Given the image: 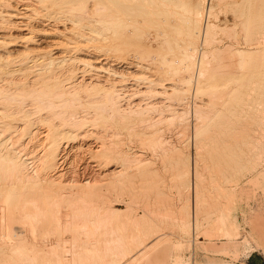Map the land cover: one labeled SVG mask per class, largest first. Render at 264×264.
<instances>
[{"label":"rangeland","instance_id":"obj_1","mask_svg":"<svg viewBox=\"0 0 264 264\" xmlns=\"http://www.w3.org/2000/svg\"><path fill=\"white\" fill-rule=\"evenodd\" d=\"M34 1H37V2H34ZM80 1L82 2V0H63V1L62 0H32L31 2L32 3L34 2L33 5H35L36 9L40 8L39 10L43 9L45 11L48 9L47 10L48 12L46 11L47 13H43V16L41 15L42 18L41 17L38 18L39 14L38 15H34L33 14L32 15L33 18L30 20V23L32 25L34 24L33 26H34L35 29L39 26L37 28V31H39V28H41V29H43V28L46 29L47 28V32L50 33L48 30H49V28L51 26L47 24L48 21H46V19H51L50 16H54V17L56 16L55 18H58V19H56V20L52 19V20L55 23L59 22L58 23V24H60L59 27L62 29V31L64 30L66 32L63 31V33H61L59 35L57 34L53 38H56V36H57V39H59V40L67 39L68 42H70V40H72L73 43H77V40L79 41V38H80L81 41H79V42L82 43V41H83V43H85L88 46H92V44L96 45L95 42L101 44L100 42L102 41L103 37L101 38V36H99L97 34H96V36H97L96 37L94 35L93 30H96L97 32H100V33H103V31H104L103 23H104L106 17H104L105 13H103V12L105 11V9L101 8V9H103V12H102V10H100V12H99L96 9H100L101 4H103V3L105 4V2L107 0H105V1L100 0L101 2L99 0H92L93 2L92 1L88 2V0H84L86 2L85 3L82 2L83 3L82 6L87 8V11H86V9H84V11H83L82 8H84V7L80 8L81 7ZM96 1H98V2H96ZM182 1H183L182 4H184V5H187V4L189 5V4L195 2L197 7H198V9L205 10V15H204V18H203L204 26L206 25L205 22L212 23V24H214V26H217V27H214V26L213 27L216 28L214 30H215V33L218 34V36L215 34V37H213L211 40H209L208 43H204V42L202 43V41L204 40V38H203L204 35H202L201 39L202 38L203 39L198 43L197 48H196L197 49L196 50V55L198 56V62L201 59V56L203 55L202 53H204L203 50L204 51L206 50V52H208L209 49L211 48L210 50H212V51H209L210 52V54H209L210 56L212 55V52H215V51L220 53V54L222 53V57H224L222 59L223 60L222 62H225L224 65L226 63H230V64H228V66L233 68V66H231V65L235 64L234 66H238V67L234 68V71H232L231 69H229L230 67H228L226 65V67H224L222 70H224L225 68L227 70L225 69V72L224 71H220L219 72V70H221V69L218 70L217 67H216L218 61H215L214 58L211 59V57L209 56L211 61H209L210 60L209 59L208 62L211 63L212 60H213V61H215V64L212 62V64L210 65L208 62H206L207 59L204 60L203 62H206V65L208 63L209 66L208 65L206 66L205 63L202 66L200 65V62H199V64L197 63L194 66L193 72L194 71L195 72L192 74V76H193L192 78L193 79H192V81L190 83L189 82H184L183 80L178 79L176 84L179 83L177 86L180 87V88L182 87V90H179V91L178 90L177 91L176 90H167V91L164 90V93H163L162 92L163 90L161 91V90L158 89L159 91H161L163 93L162 94V93L159 92L161 95H158L159 94V93H157L158 90H154V92H152L153 90H147L146 87H144L147 84H146V82L143 79H140L142 82L144 81L143 84H142L141 81H139V78H141V76H143L142 73H144V72L147 73L148 72V70L146 69L145 65H144L145 66L144 69H142L141 71L140 70L136 71L137 73L134 70L131 71L128 68H122L123 71L124 70L126 71V72L125 71L123 72L124 73L123 75H122V69L118 68L117 70H118L119 74L121 73L120 75H122L123 77L125 75V79L127 78L126 81L119 74L118 75L116 74L117 76L114 74L116 77L113 76L114 78H112V76H111V80H110L109 79L110 77L108 78V76H107L108 73H104L103 71L100 73V76H98V78L96 77L97 75H95V76L86 75L85 78L87 80L91 79V78H87V77L91 76V77H93V79L95 78L94 81L96 83H100V82L103 83L101 85H104V84L108 85L109 82L107 84H106V82L109 79V81H113L114 80L113 82H117L118 84H116V85L119 86V89H121V86H123L121 90H123V91L125 90V91L123 92L124 94L121 93L122 91H120V94L122 95V96L120 95V97H123L125 94L127 96L125 95V98L124 97L120 98V106H122V110H123L122 113L123 114L129 113L127 115H129V117H130V114H131L132 116L130 117V120H129V118H126L120 124H116L115 126L114 125H112V126L109 125V126H111V128H109L110 133H109V131H107L108 129L106 130V128H108V125H107V127L105 125H103V126L102 125H98L99 127L98 126H92V125L90 126V125H88L89 126V127H87L88 129H86L87 125L84 126L85 128L84 127L83 128L85 129V131L83 133H85L87 135L86 139L85 140L84 139H79L77 141L78 143L77 142H72V146L75 145L76 148H78V149L74 148L76 151L79 150V147H81L80 146V142H81V144L83 143L82 145H84L86 147L83 148L85 150L80 149L79 152L73 151L74 149L72 150V152H70V156L71 157L69 156L68 162L71 161L70 160V158H71V159H73L72 160L73 163L71 161V162H69L70 164L68 163L69 165L68 164L66 165L67 173L69 171L67 179L73 180L74 176H76V174H78V175L80 174L79 176L77 175L76 177L77 178L79 177L81 179L88 178V177L89 178H93V177H97L96 174L98 175L100 172H102L103 167H102V163H101V158L96 155L95 151L100 147L99 145H102V142H103V140L105 138H106V140L110 139L109 135L111 134L110 135L111 136L110 140H112L113 142H115V143H117L119 145L121 151H123V153L125 155V158H126V160H124V163H123L122 160L120 161V162H122L121 164H123V165L125 164L124 166L126 167L125 169L123 168V174H124L125 177L123 175H121V177L123 176L122 180H124V182H125V180H127V176L129 177V179H128V181H126L127 182L126 184L125 183L123 184L121 182L122 183L121 184L122 187H121V185L119 186V184L118 185L117 184L111 185L109 188L108 187H103V188L99 187L100 185L98 186V184L95 185V187L96 186L98 187V188L96 187V189H98L99 192L101 191V192L104 193V194L103 193L102 194L104 195V197H106V199H107V201L109 203L106 200H105L106 202H103L100 199H95L96 198L95 197L92 201L89 200V202H83L80 205L83 208V212L85 213V216L87 215L86 217H84L85 220H87L88 222L90 221L89 223L91 224L89 226V223L86 222V224L88 223V226H89V227H87L88 231L86 229L87 232H89V230H90V232H92V230L94 232V230H95L94 228H96L97 224H98V222H97V219H98L97 217L98 216H96L97 219H94L95 218L94 215H92L94 217H91V216L89 217L88 215L89 214H95V213H98V212H100L102 214L104 209H101V208H103L106 205L105 207H108L109 209H110V207L111 208L114 207L116 210H119L120 212H125L126 211L128 213L129 217L128 216L127 217L129 219L128 218L126 219V217L125 218L123 217L124 219H121V220H123V223H126V224H128L130 226L128 228V231H126V232L122 231L121 232L122 233L121 234L122 235L121 238L117 237L118 239H120L119 242L124 241V243H125V240H127L126 243H125L127 245V242L130 243V241L135 240L134 243H136L137 238H139V237L140 238L138 239V241L139 240L143 241V238L144 237L146 238V236L143 235V233L141 235L140 231L142 230L141 228H145V226L148 227L149 234L153 233L151 235L148 234L149 235V236H147L148 239L145 240V242H142V244L138 243V244L134 245L133 248H131L133 250L130 249L131 251H129V253L127 254L126 259L128 260V262H124V261H126V259H124L122 262H124L126 264L127 263L128 264H138L137 260L138 259L140 260V259H143V258H145V261H146L147 260L146 257L148 255L147 252H149L148 250H150L151 247L157 243V240H158V242L160 240V242L161 241L162 242L165 241V242L162 243V246L164 248H168V250H169V252H168L170 254L169 255V258H170L169 264H264V241H263L264 240L263 239L264 238V165H263L264 164V162H263L264 159L262 160L261 164L254 165V166H252V164H251V160H253L252 158H254L255 150H256L255 149L252 152V148L254 149L256 146H258L257 144H259V146L264 145V138L262 136V134L264 135V132H263L264 129H261L264 126V125H261V123L264 124V117H263V115H264V109H263L264 108L263 107L264 104L261 105L263 108H261V106L259 107V105L261 104L262 101L264 103V94H263L264 93L263 92L264 91V89H263L264 88V85H263L264 83H262V82H264V80H263L264 79V74H263L264 73V70H263L264 66H262L263 67L262 68V67H260L261 65L260 66L256 65V63L260 62L258 60L261 59L260 57H262V56L259 57V55H262V53L258 54V55L256 53H251V52L254 51V49L258 48L259 46H261L260 47L261 49L264 48V42H262V40L264 39V34H263L264 33V31H263L264 30V26L261 27V25L264 24V19H263L264 18V14L262 13V16H261L263 20H260V21H262V22H260V21L257 22L258 20H255L256 17H257V14H255V13H257V4H258L259 0L258 1L257 0L256 1L255 0H253V1L249 0V2H248V0H227V3H226V0H225V2L224 1H220V2H218V4H216L218 0L217 1L215 0V2H214V0H204L205 2H203V0H188V1L187 0L186 1L182 0ZM228 1H230V2H228ZM243 1L245 2V4H243ZM209 2H211V3H209ZM251 2L253 3L252 5H251ZM93 3L95 4V7H94L95 9L93 8V5H94ZM203 3L205 5V7H204V5L202 6ZM219 3L221 5H223L224 7L223 6H219L220 5ZM237 3L240 4L241 6H239V5L237 6ZM261 3H264V0ZM65 4L68 7V11L66 10L67 7H65ZM242 4L244 5V8H243ZM247 4H248V6H247ZM52 5H54V7ZM78 6H80V7H78ZM207 6H210V7L206 9ZM234 6H236V7H234ZM263 6H264V4H262V7ZM77 7H78L79 10L77 9ZM202 7H204V8H202ZM225 7H228V8H225ZM246 7H248L249 9H247ZM18 8L19 9L22 8L21 7V3L18 4ZM53 8H54V10H53ZM224 8L226 9V11H229V12H225ZM240 8L242 10L244 9L242 11V14H240L241 13L240 12L241 11ZM58 9L61 10V11H59ZM65 10L68 12V14H67V12ZM71 10H73V14H72ZM212 10H214V13L216 12L217 15L221 12L219 14L220 17L218 15L217 18H216V14L214 15ZM218 10H219V12H218ZM254 10L256 11L255 13H253ZM262 10H264V8ZM63 11H65L64 12V13H66L65 15L62 13ZM85 11L89 12V13L88 14L84 13ZM207 11L208 12L210 11L213 15L211 14V16H208ZM246 11H248V12L246 13ZM76 12H82V13H84L85 16L82 13H76ZM97 12H99L98 13L99 15H101L102 13L104 15L103 14H102V16L94 15V13L97 14ZM222 12H225V13H222ZM34 13L36 14V12H34ZM60 13H62L63 15L60 14ZM70 14L72 15V19H70L71 18ZM76 14H78V15L74 16ZM246 14H248L247 16L249 18H245V17H247ZM58 15H60V16H58ZM66 15H67V17H68V15H70V17L67 18ZM88 15H89L90 18L92 17L91 20L88 17ZM206 15L209 17V19L207 17L208 20H206ZM226 15H228V16L225 17ZM253 15H255L254 16V20H255L254 24L257 25V23H261L260 24V28H257L258 26L255 27L256 25H253V27H255V28H251L250 27V23H248L250 21L247 20L248 22H246V19H250V17L253 20V18H252ZM63 16H65V17H63ZM82 16H84V17H82ZM73 17L74 18L77 17L76 20L77 19L80 20V18L83 19V20H80V21L77 20L76 21L75 19H73ZM85 17H86V20H85ZM98 17H99V19H98ZM101 17H104V18L101 19ZM237 17H239V19H242V17H243V19H245V20L242 19V21L243 22L245 21L246 22L245 25H247V26L249 24V27L246 28V26H245L244 28H242V26H243L242 23L243 22L241 20L237 19ZM66 19H68V20H66ZM97 19L99 20L100 24H99ZM226 19L228 20V22H227ZM229 19H230V21H229ZM63 20H65V22ZM225 20H226V23H224ZM70 21H72V22H70ZM240 21L242 22L241 23L242 25L241 24L239 25ZM68 22H70V23H68ZM229 22H230V24H228ZM50 23L52 25V22H50ZM62 23H64L63 24L64 27H63ZM41 24H42V26L45 25V27L42 28ZM75 24H76V26H75ZM79 25H80V27H79ZM237 25H238V27H237ZM65 26H67V27H65ZM72 26H74V27H72ZM218 26L220 28H218ZM227 26H228V30H230V32L227 30V32L223 31V33H220V31H221L220 29L223 30V29H225V27L227 29ZM233 26L236 27V30H235L236 33L235 32L233 33V30H234ZM221 27H223V28H221ZM231 27H232V30H231ZM67 28H70L73 31L77 30L76 31L77 33L73 32V31H71L69 29L67 30ZM180 28L181 27L176 28V30L178 31L176 33L177 34V36H176L177 40L174 38L175 41L173 43V47L177 48V49L180 48L182 42L184 41L183 40L184 37L180 36V33H182V32H179L181 29L183 30V27L181 29ZM256 28H257V30L258 29L261 30V28H262L263 30H261V31H263V32H260L258 30V33H257ZM61 29H60V31H61ZM100 29L102 30V32H101ZM129 29H128V31H129ZM131 29L127 33L126 40H128L129 37L131 38V39L129 38L130 40L128 41L129 45H130V42H131V46L136 45V47L133 46V48L135 50L137 49L136 52H137V55L139 56L138 58L139 59H143L142 62L145 63V61H146V63H147L148 62L147 58L149 57L147 54H149V53L146 50L148 48V45H149L150 49L152 48L150 43H152V44L154 43L153 40L157 37L156 31H155V29L148 28L149 30L150 29H152V30L150 31V35H147V34H149V30L148 29H145L143 31H140V29H139V31L141 33L139 32L138 34H137V31H136L137 28H135L136 32L134 31V29L131 32ZM246 29L250 30V34H249V31L246 30ZM5 30H7V31H5ZM5 30H3V31L0 30V35H6V37L9 38V39L5 40V42H4V43H6L5 45H8L7 42L10 41V43H11V40H14V39L17 41L18 45L16 44L15 47H11V45H8L6 48H4V46H5L4 45L3 49L2 50L0 49V53H1L2 61H3V62L0 61V63H5L6 60H4V58L5 59L7 58V61L10 59V63L8 65L11 64L9 67L7 66V68L11 70L7 74V76H10V77H9V79L7 81H6V79L4 80L3 78H0V83H1L0 86L2 84H4L5 82L9 83L8 81L11 79V82L13 83V84H11V88L12 89L17 88L15 86L17 84L16 82H18V81H16V78L18 77L17 74L18 73L20 74V72H21L22 74L21 75L18 74L19 75V77H18L19 79H17V80L20 81V83L24 82L22 80L25 79V82L27 80L29 81L28 89H30L32 87L34 88L35 86L38 88V86H39L38 84H41V83H31L34 80V77H31L32 76L31 72H33V75H36V72L38 74L39 73L43 74V72H45V67H43L41 65L44 68L43 69L42 67H40V65H37L39 67V69L36 66L37 69L34 67L35 69L31 68L32 69V71H31L30 68L29 69L27 68V70H26L25 65L21 66V64H23L22 63V60H23L22 57H24V52L26 54L28 53V50L26 51L25 49L30 48V46H32L31 50L34 49V48L36 49L37 45L36 44H30V43L28 45L25 42V39L23 38V36L26 35L25 34L26 32H22L20 35H22V34L23 35L19 36L20 32H18L17 30L10 29V28L5 29ZM9 30H12V31L9 32ZM83 30H84V32H83ZM98 30H100V31H98ZM218 30H220V31H218ZM245 30H246V33H248V34L245 33ZM252 30H256V31L254 32ZM34 31L37 32L36 30H34ZM154 31H155V33H151V32H154ZM71 32H73V33H71ZM133 32H135L137 36H134L135 34L133 35ZM231 32H232V35L234 34L236 36L235 40L233 38L234 35L232 37L231 34H230V37H228L229 33H231ZM259 32H260V34H259ZM78 33H80V34L78 35ZM144 33H145V35H144ZM261 33H262V35H261ZM13 34H14L15 37H13ZM64 34L66 36H68V37H66ZM128 34L132 35V37L130 35H128ZM153 34H154V36L151 37ZM183 34H184V32H183ZM183 34H181V35H183ZM84 35H86V36H84ZM138 35H140V38H139ZM245 35H248V36H245ZM39 36H38V38L39 39L41 38L40 40L44 39L43 40L44 42L46 40L45 43L44 42L40 43L41 44L40 48L41 49H42V47H43V49L48 48L46 46V44L48 46L51 45L50 42H49L51 38L50 37H46V36H40V37ZM91 36H92V38H91ZM93 36H95V38H93ZM142 36H143V38H142ZM219 36H220V41H222L221 44H220V41L217 39V37L219 38ZM137 37H138V41H137L138 43H136V41H135V40H137ZM179 37H181V38H179ZM182 37H183V39H182ZM245 37H247V40L245 39ZM261 37H263V39ZM62 38H64V39H62ZM151 38H153V40ZM93 39H96V40H93ZM132 39L133 40L135 39L134 42H133ZM146 39H149V41L146 40ZM258 39L261 42L258 43L257 42ZM47 40H49V41H47ZM91 40H92V43H91ZM98 40H100V41L98 42ZM145 40H146V42H145ZM180 40H182V41H180ZM217 40L219 41V43L217 42ZM72 41H71V43H72ZM140 41H141V43H140ZM142 41L145 42L146 46H145L144 42L142 43ZM147 41H148V44H147ZM22 42H24L25 44L22 43ZM175 42H176V44H175ZM132 43H134V44L132 45ZM201 43L204 44L203 45L204 47H202ZM230 43H233V44H235L237 46L234 45L235 46L234 47L233 44H230ZM26 44L29 47L28 46H26L27 48L24 47ZM177 44H179V45H177ZM228 44H229V46H228ZM251 44H253V45H251ZM258 44H259V46L257 47L256 45H258ZM230 45H232V47H234L237 50L240 48L239 50H241V51H242V49H243V51L248 49V51H247L248 53H245V52L244 53H245V56L253 55L252 59H249V57H245V59L247 58L246 61L249 59L248 60V64H250V66H248V64H243L244 63V61H243V63L241 62V69L239 68L240 67V63H238V62L242 61V59L244 58L243 56H241L242 57V59H241V57L239 56L240 54L234 55L235 56L234 58H238L237 56H239V58H240V59L238 58V60H240V61H237V59H235L238 64L237 63H233V62H235V60H233L234 59L233 56L231 57L230 55L235 54L236 51H235L234 48L230 47ZM137 46L138 47L141 46V47L138 48ZM220 46L221 47L223 46L222 49H221ZM224 47L226 48L227 54L225 52H223V51H225ZM227 47L228 48L230 47L235 52L233 53V51L231 49H228ZM205 48H208V49H205ZM4 49H6V50H4ZM22 49L25 50V51H23ZM251 49H252V51H251ZM21 50H22V52H20V54H19L18 51H21ZM63 50H65V49H63ZM141 50L143 51L142 52L143 54H140ZM228 50H229V52L230 51L232 52L229 55H228V53H229ZM1 51H3V52H1ZM7 51H12V52L14 51V53L17 51L18 52L17 53L18 56L16 54L12 53V52L9 53ZM88 51H90V50H88ZM144 51H145L146 55H145ZM263 51H264V49H263ZM177 52H178V50H177ZM2 53L5 54L4 57H3ZM7 53L9 54L10 58H9V56L6 57ZM90 53H92V51H90ZM134 53H135V51H134ZM218 53H217V55H219ZM236 53H238V52H236ZM70 54L71 53H69L68 55H70ZM200 54H201V56H200ZM140 55H143V56H140ZM217 55H215V56H217ZM11 56L13 57L14 63H15V61L16 62H20V63L12 64L13 61L11 62V60H12ZM30 56H33V54H30ZM72 56H77V55L75 53H72ZM227 56H228V58H227ZM18 57L21 60H17ZM212 57H213V55H212ZM229 57H231V59L233 61H231V59L229 60ZM263 58H262L263 63H261V64H264V59ZM144 59H146V60H144ZM224 59H225V61H224ZM231 62H232V64H231ZM65 63H67V62H65ZM65 63H64L65 68L68 67L69 69L68 68H66V69L64 68L62 72L67 73L69 75V78H70V75H71L70 73L71 72H65V70L69 71L71 65L70 66L69 65L66 66L67 64H65ZM56 64L59 66V70L61 68L60 66H63V63L60 65V63L58 64V62H56V63H54L52 65V68H53L52 71L54 70L53 72H55V74L59 73V74H57V76L59 75L58 77H59L60 80L64 79V77H65V81H66L67 80L66 77L68 75L66 74V76H65V74L64 75L61 74L62 72L56 69V66H57ZM78 64L76 65V68L74 67L75 68L74 69L75 70V74L71 75L72 76L71 79L72 78H75V79H72V80L68 79L66 82L61 80L64 85H66V83H67L66 87L68 86L69 83H71V81L74 82V81H77L78 79H79L78 81H80L81 69L78 70L77 67L82 68V66H80V64L78 66ZM253 64H255L257 67L255 65H253ZM12 65H14V66L17 65V66H15V67L13 66V69H12V67H11ZM54 65H56V66H54ZM243 65H244V67H243ZM58 66H57V68H58ZM212 66L214 68L216 67L217 70L215 71V69ZM20 67L22 69L20 70V72L16 73L17 71H19L18 68H20ZM210 67H212V69H214L213 72H215V73L208 72L209 69L212 71V69ZM255 67H256V71L259 70V71H257V73H256L255 70H254L255 72L252 70ZM15 68H17V69L14 70ZM71 68H72V66H71ZM202 68L203 69L205 68L204 72L207 69L208 74L210 73L212 76L210 74L208 75L205 72L202 75L203 77H200V78L201 79L202 78L203 79L206 78V79L205 80H203V79L199 80V73H200V70H202ZM243 68H245V69H243ZM258 68H261V69H258ZM55 69L57 71H59V72L55 71ZM246 69L247 70L251 69L253 71V72L250 71L251 74L254 73L252 75H254L255 77L258 76V77H256L254 79L251 76L250 72H249L250 76L248 78L249 80L248 79L247 80L250 81V83L249 82L248 83L250 84L251 87H253L254 90L251 89V87L248 86V83H246L247 82L246 81V76L248 74ZM28 70L30 71V74H29ZM40 70H44V71H40ZM61 70H62V68H61ZM74 70H73V73H74ZM76 70H77V72H76ZM129 70H130V74L132 76L129 75V73H128ZM228 70H230L231 72H234V74H231V72L228 71ZM236 70H239L238 71L239 74L235 73ZM243 70L244 71L246 70L245 71L246 73ZM260 70H261V73H260ZM79 71H80V73H79ZM226 71H228V73L230 72V74H228ZM262 71H263V73H262ZM131 72L133 74L140 75V76H138L137 80L139 82H141V84L136 79H134V77L136 75H133ZM217 72H219L220 75ZM15 73H16V76H15ZM225 73H227L226 74L227 77L225 76ZM23 74H24V78L22 77ZM60 74H61V77H63V78L60 77ZM105 74H106V76H105ZM26 75L28 77L30 75L31 76L28 78ZM196 75H197V77H196ZM119 76H120V80L122 78L124 79V81H123V79L121 80V82H123L122 84H121L120 81H118L119 80ZM238 76H239V78H238ZM25 77H27L28 79L25 78ZM129 77H130V80H129ZM132 78L135 81L138 82V85L140 84V85H143V86L139 85V87H138L137 82H135ZM135 78H137V77H135ZM236 78H237V80H236ZM250 78H251V80H250ZM257 78H259V81L257 80V82H256L258 84L255 83ZM101 79L102 80L105 79V80L102 82ZM1 80H3V81H1ZM211 80L213 82H211ZM68 81H70V82H68ZM244 81H246V82H244ZM251 82L254 83L253 86H252ZM196 83L200 87H202L203 84H204V86L207 89H210L211 91L214 90L215 94L213 93V91H212V93H210L211 92L210 90H209L210 92L208 91L209 93H207V89L206 88H200V87L196 86ZM241 83H243V85H240ZM134 84H136V85L134 86ZM199 84H201L202 86L199 85ZM125 85L129 89H126L124 87ZM188 85L189 86L192 85V87L190 86L191 89H188L189 88ZM245 85H246V87L248 86L247 90H245L246 89ZM254 85H256L255 86L256 89H255ZM130 86H132V87H130ZM183 86H184L185 89H183ZM133 87L136 90H133ZM136 87H138L139 89L136 88ZM195 87H197V88H195ZM220 87H223V88L226 87L227 89L228 88L229 89L228 90L227 89L223 90V88L221 89ZM237 87H238V89L236 90ZM8 88L10 90H12L10 88V86ZM141 88H142V91H141ZM10 90L6 91V88H5L4 91H6L7 94L4 91H3L4 93L0 91L1 92L0 93L1 94L0 95L1 96L0 97V121L1 122L3 120L5 121V122L3 121L2 124H6V122L7 123L10 122L9 124H12V125L15 124V126H17L19 121L16 124V122L13 123V121H15V120L11 119V118H14L16 120L18 119L17 118L18 115L15 114L16 116H14V117L12 116L14 114V112H16V110L18 108L17 106H20V105H22L25 102H27L25 104H29V102H31L30 100H32V98L35 99L36 97H38L40 95L39 93L42 92L43 90H41V91L40 90H37V91L35 90L38 93V95H37V93L34 92V90L32 89L33 93H36V94L34 96L33 95L30 96L32 98L29 97V94L27 95V97L25 96L29 100V102H28V100L25 97H24L23 101H25V99H26V101L25 102L21 101L22 100L21 95H19L21 98L19 96H18L19 98H15V96L12 97L11 95H12L14 90H12V91H10ZM127 90L131 91V92H128ZM143 90H146V92L143 91ZM8 91L11 92L10 93L11 95H9ZM15 91H16V89H15ZM49 91H45L46 94H48ZM70 91H72V90H70ZM70 91H68V92L71 93V94H68V92L66 94L67 95H72L74 93L73 91L72 92H70ZM126 91H127V93H126ZM140 91L142 93H140ZM147 91H149V93ZM155 91H157V92H155ZM238 91L240 92V94H238L239 93ZM18 92H20V91L17 89V94H19ZM181 92H182V94L183 93L185 94L183 96L184 98L181 97V96L178 97L181 94ZM14 93H13V95H15ZM166 93H168L169 95L166 94ZM202 93H203V95H202ZM249 93H250V96H252V97L254 96V97L253 98L249 97V95H248ZM251 93H253V94H251ZM3 94L7 95V96H4ZM128 94H130V96H128ZM142 94H144V95H142ZM258 94L260 95V97H259ZM30 95H31V93H30ZM41 95H42L43 99L46 97L45 93H44V95L43 94H41ZM136 95L137 96L140 95V96H138V98H136L137 97ZM9 96H11V97H9ZM4 97H5V99H4ZM7 97H8V99H7ZM39 97H41V96H39ZM232 97L234 98L233 100H232ZM235 97H237V99L239 101H241V102L237 101V99L235 100ZM128 98L130 100H128ZM143 98H145V99L143 100ZM1 99H4V100H1ZM17 99H19L20 102H23V103H21L19 105L16 104V103H13V102H17V101H14V100H17ZM121 99L124 100V102ZM140 99H141V101H143L144 104L142 102H140ZM195 99H197V100H195ZM261 99H262V101H261ZM7 100H9V101H7ZM10 100H12V101H10ZM137 100H139L138 103H139V106L141 108H139L138 106L135 107V104H137L136 103ZM147 100H149V101H147ZM3 102H4V105L7 104L8 106L13 107V109L15 107V109L14 110L12 109L13 110L12 111L10 107L6 106V108H8V109L10 108L11 112L13 113L12 114L10 112L12 114V115H10V117L7 115V114H10V113H8L10 110L8 111V109L5 110L4 108H2L4 106ZM9 102H12V103H9ZM20 102L18 101V103H20ZM232 102L233 103L236 102V103L233 104ZM121 103H122V105H121ZM125 103L127 105H125ZM130 103H132L133 105L130 104ZM140 103H141V105H140ZM148 103H149V105H148ZM14 104H16V105H14ZM155 104H156L157 107L155 106ZM235 104H236V106H235ZM12 105H14V106H12ZM146 105H148L150 107H146ZM29 106L31 107V105H29ZM126 106H128L126 108L127 110L125 109ZM26 107L28 108V106H26ZM134 108H136V109H134ZM195 108H197V109H195ZM120 109H121V107H120ZM141 109H144V111H142ZM148 109H149V112L147 111ZM255 110H258V112L263 111V112H261L262 117H261V114H257L258 112L256 111L257 112L256 113ZM135 111H136V113H135ZM252 111L254 113H252ZM4 112H5V114H4ZM142 112H143L144 116L142 115ZM41 113H44V112H41ZM145 113L147 115H145ZM257 115H258V117H261V118H258L260 120L256 119ZM4 117H7V119L4 118ZM2 118H3V120H1ZM35 118L36 117H32L31 118L32 122H33V120ZM10 119H11V121H10ZM140 119H142V120L144 119L143 122H141L142 120L140 121ZM251 119L252 120L256 119V122L255 121L251 122L252 121ZM6 120H8V121H6ZM135 120H137V121H135ZM34 121H36V120H34ZM144 121H146L147 123L144 122ZM32 122L30 121V123H32ZM37 122H39V120H37ZM137 122L139 123V125H137ZM239 122H240V124H239ZM248 122H250L249 123V125H251L250 127L247 126ZM254 122H255V124H254ZM55 123L56 124H60L59 122L58 123L55 122ZM43 124L45 126H43ZM52 124L53 123H50L48 125L47 121H45V122L44 121H42V122L40 121V123H38V126H39L38 127V129H39L38 133L39 134L38 133H37L38 135L36 134V138L37 139L35 138V140L30 142L29 144H27L29 139H25V144H27L28 148H29L27 150V152L30 153L29 155H33V154H37V153H38L37 155H41V152L43 150L42 147L45 146L44 141L45 140L47 141V136H48L47 134H48L49 130H51ZM127 124H129V125H127ZM140 124H141V127H140ZM143 124H144L145 127L144 126L142 127ZM259 124H260V126H259ZM255 125L256 126L258 125L259 128H258V126L256 127ZM60 126H63V125H60ZM60 126L58 125V126H55V127L58 130H60V129L62 130V128L65 127V126H63L61 128ZM104 126H105V128H104ZM147 126L149 128H147ZM66 127H65V129L63 128L64 131H66L67 129H68L67 131H69L70 128H71V127H69V128H66ZM92 127H94V128H92ZM112 127H114L115 129L112 128ZM128 127L131 128V129H129ZM48 128H50V129H48ZM83 128H82V130H84ZM139 128L140 129L142 128L141 131H140ZM145 128H147L148 130L145 129ZM197 128L200 129L199 132H201V133L197 132L198 131ZM257 128L259 129L258 130L259 132L257 131V133H256L255 130ZM103 129L106 130V133L108 132V134L105 135V131H103ZM88 130H90L92 132H90ZM129 130L130 131L132 130V131L130 132ZM135 130H136V132H135ZM142 130H144V132H145V134H143V135H141L142 133H144ZM145 130H147V131H145ZM205 130L208 131V132H205ZM238 130H240V131H238ZM248 130H252V132L251 131L249 132L250 135L245 133V132H248ZM260 130H262V132H260ZM233 131L237 132L238 135H237V133H233ZM203 132L205 133V135L203 134ZM239 132H241L242 136H240ZM253 132L256 133V134H253L254 136L251 134ZM40 133H42V134H40ZM92 133H93V135H92ZM148 133H150L149 135H151V136H149ZM212 133H213V135H210ZM113 134H114V136H117V137H115V138L112 137ZM207 134H208V136H207ZM104 136H105V138H103ZM259 136H260V138H259ZM107 137H109V138L107 139ZM157 137H158V139H160L159 137H161L160 141H158ZM233 137L236 138V139H234ZM42 138H43L44 141L42 140ZM101 138H103V139H101ZM148 138H149V141H148ZM256 139L258 141H256ZM115 140H117V142ZM161 140H163L165 143L163 141L161 142ZM244 140H246V142ZM46 141H45V143H46ZM155 141H156V143H155ZM10 143H12V142H10ZM15 143H17V142H15ZM161 143L162 144L164 143L166 146L165 145H164L165 147L162 146ZM247 143H250V144L247 145ZM33 144H34V146H33ZM160 145H161V147H159ZM14 146L12 145V147H14ZM16 146L18 147V145H16ZM9 147H11V145ZM36 148L38 149L37 151H36ZM81 151H83V152H81ZM161 151H162V153H161ZM71 154H73V155H71ZM78 154H79V156H77ZM80 154H81V156H80ZM75 156H77V158ZM74 157H75V159H74ZM76 159H78V161H80V162H78ZM74 160H76V162ZM85 163H87V164H85ZM88 164H89V166H88ZM73 165H74L75 168H73ZM77 165H78V168L76 167ZM32 166H33L32 164H31V166H29V172H31V173H33L32 170L34 169V166H33L32 169L30 168ZM67 166L68 167L71 166V167L68 168ZM84 169L85 170L87 169V170L84 172ZM90 169H91V171H95V172H91ZM78 170H79V172H78ZM72 171H74V172L77 171L78 173H76V174H73L74 172L70 173ZM81 172L82 173L84 172L85 174L84 173L82 174ZM81 174L84 175V176L82 177ZM126 174H128V175L126 176ZM85 175H87V176H85ZM70 176H71V179H70ZM7 185L9 186V184H7ZM7 185H4V186L2 185L1 187H3V189L0 187L2 189V190L1 189L0 190L3 191V192H4V190H7L8 189ZM116 186L117 187L119 186L120 188H116ZM4 187L7 188V189H5ZM12 187L13 188H11V186H10L11 189L10 190L8 189V191H11V192L12 191H17V190L21 191L20 189H22V188H20V187H22L21 185H13ZM71 187L69 186L68 187L69 190H67L68 189L67 188L64 191L65 192H69L71 190L72 193H76V192H78L77 188L79 189V187H81V186H79V187L75 186L74 188H73V186H71ZM92 187L93 186H90V187L86 186V189H89V190L85 189L86 191L83 189V188H85L83 186L80 189H82V191H85L86 193H87V191L90 192L91 190L97 191L96 189H93L94 187L93 188ZM15 188H16V190H15ZM74 189L76 190V192H75ZM94 191H92V193H94ZM115 192H117V193H115ZM103 195H101V196H103ZM114 198H116V199H114ZM75 203H77V204L68 206L69 208L67 206H64V207H67V209L63 208L62 211L65 213L66 216L63 214V212H62L63 215H61V216H59V215L55 216L54 214H52L50 216L48 214L49 216H46V215H45V217H43L44 215L41 216L43 219L40 218V216H38L40 218V219H38V221L42 220V222H44V220L45 221L48 220V223L51 221V224L53 226L55 224H57V223H59V224L62 223L63 224V222H64V224H66L65 222L69 223V221L70 222L73 221V223L74 222H78V220L80 218H77L78 220L76 218L74 219V218H72V214H71V213H73L72 210H74L75 208H78V203L79 202H75ZM46 205H48V204H46ZM80 205H79V209H80ZM230 205L232 207V210H234V212H232V216H230V212H228L229 211L228 209H230ZM100 206H102V207H100ZM43 208H44V210L46 212V210L50 211L51 207L49 208V207H44L43 206ZM65 209H66V212L64 211ZM30 210L31 211H36V209H34V208H30ZM69 210H70V212H69ZM101 210H103V211H101ZM197 210H200V212H199L198 216H197V214H195L196 215L195 216L194 213H196ZM160 212L163 215L162 214L160 215ZM157 214H159L160 216L157 215ZM1 215H2V209L0 208V217H1ZM88 219H90V220H88ZM91 220H93V221H91ZM95 220H96V222H95ZM124 220L127 221V222H125ZM128 220L130 221V223L132 225L128 223L129 222ZM139 220L143 221L144 223H142ZM29 221H31V219H28V223H29ZM38 221H36V222L38 223ZM59 221H62V222H59ZM155 221H156V223H155ZM79 222H80V220H79ZM94 222H95V225H93ZM44 223H46V222H44ZM30 224H32V223L30 222ZM30 224H28V225H30ZM38 224H40V221H39ZM15 225H17V224H15ZM128 225H127V227H128ZM23 226L24 225H22V229L23 230H21V228H19L17 230L18 231L20 230L19 232L22 231L23 233H25L27 228H25L26 225H25L24 228H23ZM91 226H92L93 229L91 228ZM132 226H134V227H132ZM130 227L132 229H130ZM138 228L140 229V231H138L139 230ZM17 230H16V232H18ZM145 230H146V228H145ZM148 231L146 230L144 234H146V232H148ZM94 234L95 233H91V235L88 236V238L90 237V239L93 240V239H97V237H100L101 235H102L101 237H105L104 234H101L100 232H97V235H96L97 237L96 236L94 237ZM98 234L100 236H98ZM207 234L210 235V236H208ZM92 236H93V238H92ZM63 237L64 238L65 237L69 238V235L67 233H65V236H63ZM115 238H113V239L116 240V242H118L117 239H115ZM102 239H104V238H101V240ZM254 240H256L258 243L256 241H254ZM139 242H141V241H139ZM259 242H260L261 245H259ZM129 243H128V245H129ZM164 243H165L166 247L164 246ZM115 249H116V247H115ZM102 251H100L101 255H102V253L103 254L105 253V252H102ZM115 251H118V250L116 249ZM146 253H147V255H144ZM71 256H73V254H71ZM71 256H69L68 258H70ZM122 262L121 263H117V264H123ZM104 264H105V262H104Z\"/></svg>","mask_w":264,"mask_h":264},{"label":"bare ground","instance_id":"obj_2","mask_svg":"<svg viewBox=\"0 0 264 264\" xmlns=\"http://www.w3.org/2000/svg\"><path fill=\"white\" fill-rule=\"evenodd\" d=\"M17 1L18 2L20 1L19 3H21V7H22L21 9L18 8V4L19 3ZM31 1L32 0H23V1L22 0H0V30L3 31V30L8 29V28L14 29V30H17L18 32H20L19 33V36H22L23 35V34L20 35L22 32H26L25 33L26 35L23 36V38L25 39V42L28 45H29V43L30 44H36L37 45L36 49L34 48L32 50H31V47L32 46H30V48H27L26 47V46H28L27 44L24 46V47L27 48V49H25V48L24 49L26 51L28 50V53L26 54L24 52V57H22L23 58V60H22V63L23 64H21V66H24L25 65L26 70H27V68L28 69L29 68L30 69L31 68H33V69L36 68L37 69V67H38L37 65H40V67H42V66L45 67V72H43V74L42 73H39L38 74L35 71L36 72V75H33V72H31L32 73L31 74L32 76L31 75L30 76L31 77H34V80H33V82H31L32 80L30 82L31 83H41V84H38L39 85L38 88L35 86L34 87L35 89L33 87L30 88V89H28L29 81L27 79L30 76L28 77L26 75L28 78L25 77V78H27L26 80L28 82L27 81L25 82V79L22 80L24 78V74L22 76L23 78L21 79L24 82L20 83V81L17 80V79H19L18 78L19 75L22 74L20 72V70L22 69L21 67L18 68L19 71L16 72V73L20 72V74L18 73L19 75L17 74L18 77L16 78V81H18L19 83L15 81L17 84L16 85L14 84L17 88H14V87H13L14 89L11 88V84H13L11 82V79L8 81L9 83H6V82L4 83L3 82L4 84H2L0 86L1 87L0 88V91L1 92H3L5 90V88H6V91L7 90H10L8 88L10 86V88L12 90H14L13 93L15 92L14 93L15 95H13V93H12V95L10 94L11 93L10 91H12V90L8 91L9 92V95H11L12 97L15 96V98H19L20 97L19 95H21V97H22V100L21 101H23L24 100V97L25 96L27 97L28 94H29V97L32 96V95L34 96L37 93L36 92L37 90H40V91L43 90L42 92L39 91L40 92L39 93L40 94L39 96H41V97H39V96H38L39 98L38 97H36V98L34 97L35 99H33L32 97H30V98H32V100H30L31 102H29V100L25 97L28 100L29 104H25V103H27V102H25L26 99H25V101H23L25 103L20 102L19 99L14 100V101H17V102H13V103H16L18 105L21 104V103L24 104V105L22 104L20 106H17L18 108L16 107L17 110H16V112H14V114L11 112V110L13 109V107L8 106L7 104L4 105V102L5 101L3 102V105L4 106L2 108H4L5 110H7L8 108H6V106L10 107L11 110L9 108L8 111L9 110L10 111L8 113L11 112L13 115L11 113L10 114H7L6 113V114L9 117H10V115H12L13 117L16 116V115H18V117H17L18 119L17 120L14 119V118H11V119L12 120H15V121H13V123L16 122V124H17L18 121H19V123L17 124V126H15V124L14 125L9 124L10 122L9 123L6 122V124H2V122L4 121L3 118L1 119L3 121L2 122L0 121V123H1L0 124V187L2 185L4 186V185L9 184V186L8 185L7 186H8V189L10 190L11 188H13L12 187L13 185H21L22 187H20V188H22V189L19 188L21 191H18L17 190V191H12L11 192V191H8V189L4 187L7 190H4V192H3V191H1L3 189V187H1L2 189L0 188L1 189L0 190V208L2 209V215L0 217V264H104V262H105V264H117V263H121L124 259H126L127 254L129 253V251L133 250L131 248H133L134 245H136L138 243L139 244L140 243L142 244V242H145V240L148 239L147 236H149V235H151L153 233L150 232L151 234H149L148 227L144 225L145 228H146V230L148 231V232H146V234H144L145 231H146L145 228H141L142 229L141 230L142 232L140 231L139 228H138L139 230L137 229L138 231H140L141 235L143 233V235L146 236V238L143 236L145 238V239L143 238V241L142 240H139V241H141V242H139L138 241V239L140 238L139 237V238H137L136 243H134L135 240L130 241V243L132 242L133 244L132 243L130 244L129 242H127V245H126L125 243H126L127 240H125V239H124L125 240V243H124V241L119 242L120 239H118L117 237L121 238L122 237V235H121L122 233L121 232L122 231L123 232L128 231V228L130 226V225L126 224V223H123V220H121V219H124L125 217L127 219L129 217L128 216V213L126 211L125 212H120L119 210H116L114 207H112V208L110 207V209H109L108 207H105L106 205L103 208H101V209H104V211L101 210V211H103L102 214L100 212H98V213H95V214H89L88 215L89 217L90 216L91 217H94L95 216L94 219H97V218L99 219V220L97 219V222H98L99 225L96 223L97 224V227L95 226L96 228H94L95 229L94 232H93V230H92V232H90V230H89V232H90L89 233V232H87L88 231L87 227H89L91 224L89 223L90 221L88 222L87 220H85L84 217H86L87 215L85 216V213L83 212V208L81 207L80 204L83 203V202H89V200L92 201L95 197H96L95 199H100L103 202H106L107 201L106 197H104V195H103L104 193L101 192V191H100L101 192L100 193L98 191V189H96L97 186L95 187V185H97V184H98V186L100 185L99 187H102V188L103 187H108L109 188L111 185H114V184H117V185L119 184V186H120L122 183L123 184L124 183L125 184L127 183L126 181H128V179H129V177L127 176L128 174H126L127 180H125V182H124V180H122V177L124 176V174H123V168L125 169L126 167L124 166L125 164L123 165V164H121L122 162H120L122 160L123 163H124V160H126L125 155H124L123 151H121L119 145L117 143L113 142L112 140H110L111 139V136H110L111 134L109 135L110 139H108L109 137H107L108 140H106V138L104 136L103 138H105V139L103 140L102 145H99L100 147L95 151L96 155L101 158V163H102V167H103L102 172L99 171L100 173L98 172L99 174L98 175L96 174L97 177H93V178H89L88 177V178L81 179L79 177L78 178L76 177L78 175L76 173H78L79 170H78V172L77 171L76 172L72 171L70 173H73L74 172L73 174H76V176H74V179L73 180H69V179H67L69 171L67 173L66 165L73 160V159L70 158L71 161L68 162V159H69V156H70V152H72V150L74 148H76L75 145L72 146V142H77L79 139H84V140L86 139L87 135L85 133H83L85 131V129H84L85 127L84 126H86V125H87L86 126V129H88L87 128V127H89L88 125H90V126L91 125L92 126H98V125H102L103 126V125H105L106 127L108 125V128H106V130L108 129L107 131H109V128H111L112 125L115 126L116 124H120L126 118H129V120H130V117L132 115L130 114V117H129V115H127L129 113L123 114L122 113L123 112L122 106H120V98H123V97L125 98V95H126L125 94L123 97H120V95H121L120 94V91H122L121 93H123L125 91V90L124 91L121 90L123 86H121V89H119V86L116 85V84H118L117 82H113L114 80L113 81H109V79L111 80V76H112V78H114V77H116L119 74V72L117 70L118 68H121V69L122 68H128L131 71L134 70L136 72V71H139V70L141 71L146 66V69L148 70V72L147 73L146 72L142 73L143 76H141V78H139V81H141L140 79H143L146 82L147 85L144 86V87H146L147 90H153L152 92H154V90H158L159 89L161 91L163 90L162 92L164 93V90L165 91H167V90H176V91L177 90L178 91L179 90H182V87L180 88V87L177 86L179 83L176 84V82L178 81V79L183 80L184 82H189L190 83L192 81V79H193L192 78L193 77L192 74L195 72V71L193 72L194 66L197 63L199 64V62H200V65L201 66L204 63L206 65V62H208V60L210 59V57H211V59L214 58L215 61H218V63L216 62L217 63V66H216L217 69L218 70L221 69V70H219V72L220 71H224L225 72V69L226 68L224 70H222V69L224 67H226V65L228 66V64H230V63H226L224 65L225 62H222L223 61L222 59L224 58V57H222V53L220 54V53H218V52L215 51V52H212L213 57H212V55L210 56L209 55L210 54L209 51H212V50H210L211 48L209 49V51L207 50L208 52H206V50L205 51L203 50L204 53L201 52L203 55L201 56V54H200L201 59L198 62V56L196 55V50H197L196 48H197L198 43L203 38H204V40L202 41V43L203 42L204 43H208L209 40H211L213 37H215V34L216 33H215V30L214 29H216V28H214V27H217V26H214V24L208 23V22H205L206 25L204 26V24H203V18H204V15H205V10L198 9V7H197V5H196L195 2L194 3H191L189 5L188 4L187 5H184V4H182L183 3L182 0H107L105 2V4L104 3L103 4L100 3L101 4L100 9H96L99 12H100V10H102V12H103V9H101V8H104L105 9V11L103 12V13H105V15L102 13L104 15V17H106L105 18V21L103 23V29H104V31H103V33H100V32H97L96 30H93L95 36L97 34V35L101 36V38L103 37L102 38V41L100 42L102 45L95 42L96 45L92 44V46H88L85 43H83V41H82V43L79 42V41H81L80 38H79V41L77 40V43H73L72 40H70V42H68L67 39H65V40H59V39H57V36H56V38H53V37H55V35H57V34L59 35V34L63 33V31H64V30L62 31V29L59 27V25H60V24H58L59 22L58 23H55L53 21V20L58 19V18H55L56 16L55 17L54 16H50L51 19H46V21H48V23L47 22L46 23L51 26V27L49 26L50 28L48 27L49 28L48 31L50 33L47 32V28L46 29L43 28V27H45V25L42 26V24H41V26H42L43 29L39 28V31H37V28L39 26L35 29L34 26H33L34 24L32 25L30 23V20L33 18L32 15L33 14L34 15H38L39 14L38 15V18H39V17H41V15L43 16V13H47L48 12L47 11L48 9L46 10L47 12L45 10H43V9L42 10H39L40 8L39 9H36L35 8V5H33V3L34 2H37V1H34L33 3ZM89 1H92V0H88V2ZM103 1H105V0H103ZM220 1H224L225 2V0H218L216 4H218V2H220ZM82 2L85 3L86 1L82 0ZM82 2L80 1L81 7L80 6H78V7H80V8L84 7V6H82L83 5ZM96 2H98V1H96ZM203 2H205V1L203 0ZM214 2H215V0H214ZM228 2H230V1H228ZM248 2H249V0H248ZM261 2H263V0L262 1L259 0V2L257 4V13H255L256 12L255 10L253 11V13L257 14V17L255 19V20H258L257 22H259L260 20H263L264 19V18L262 19V17H261L262 16V13L264 14V12H263L264 10H262L264 8V6L262 7V4H264V3H261ZM209 3H211V2H209ZM226 3H227V0H226ZM243 4H245L244 1H243ZM252 4L253 3L251 2V5ZM203 5H204V3L202 4V6ZM238 5L241 6L240 4L237 3V6ZM52 6L54 7V5H52ZM219 6H223V5L220 4ZM247 6H248V4H247ZM65 7H67L66 4H65ZM78 7H77V9H78ZM94 7H95V4L93 5V8ZM204 7H205V5H204ZM204 7H202V8H204ZM209 7L210 6H207L206 9L209 8ZM234 7H236V6H234ZM225 8H228V7H225ZM241 8H240V10H241L240 11L241 12L240 14H242V11L244 10V9L242 10ZM243 8H244V5H243ZM246 8L249 9L248 7H246ZM82 9H83V11H84V9H86V11H87V8H85V7L82 8ZM53 10H54V8H53ZM66 10L68 11V7H67ZM59 11H61V10H59ZM65 11L62 12L64 15L66 14V13H64ZM86 11L84 13H87L88 14L89 12H86ZM212 11H213V14L215 15L216 12L214 13V10H212ZM34 12H36V14ZM71 12L73 14V10H71ZM99 12H97V14L94 13V15H99L98 14ZM218 12H219V10H218ZM225 12H229V11H226V9H225ZM225 12H222V13H225ZM247 12L248 11H246V13ZM62 13H60V14H62ZM76 13H82V12H76ZM84 13H82V14L84 15ZM67 14H68V12H67ZM102 14L99 15V16H102ZM207 14H208V16H211L212 13L210 11L209 12L207 11ZM70 15H68V17H70ZM77 15L78 14H76L74 16H77ZM218 15L216 14V18H217ZM247 15L248 14H246V16ZM58 16H60V15H58ZM84 16H82V17H84ZM208 16L206 15V20L209 19ZM227 16L228 15H226L225 17H227ZM254 16L255 15L252 16L253 20L250 17V19H246V22H248L247 20L250 21L248 23H250V27L251 28H255L257 26H258L257 28H260V24L261 23H257L256 22L257 25L254 24L255 23ZM63 17H65V16H63ZM66 17H67V15H66ZM88 17H89V15H88ZM104 17H101V19H103ZM207 17H208V19H207ZM219 17H220V15H219ZM76 18L77 17H75V18L73 17V19H75V20H76ZM245 18H249V17L247 16ZM70 19H72V15H71V18ZM91 19H92V17L90 18V20ZM98 19H99V17H98ZM237 19H239V17H237ZM242 19H243V17H242ZM242 19H239V20L242 21ZM66 20H68V19H66ZM80 20H83V19L80 18ZM80 20H78V21H80ZM85 20H86V17H85ZM226 20H225L224 23H226ZM243 20H245V19H243ZM63 21L65 22V20H63ZM229 21H230V19H229ZM241 21L239 22V25L243 22V21L242 22ZM50 22H52V25H51ZM70 22H72V21H70ZM70 22H68V23H70ZM98 22H99V20H98ZM227 22H228V20H227ZM246 22L244 21L242 23L243 24L242 28H244L245 26H246V28L249 27V24H248V26L245 25ZM260 22H262V21H260ZM63 24L64 23H62V25ZM99 24H100V22H99ZM228 24H230V22ZM253 25H256V26L253 27ZM75 26H76V24H75ZM263 26H264V24L261 25V27H263ZM63 27H64V25H63ZM65 27H67V26H65ZM72 27H74V26H72ZM79 27H80V25H79ZM179 27H181V28L183 27V30L184 29L185 30L183 31L180 28L181 30L179 32H182V33H180V36H183L184 37V39L182 37V39L184 41L182 42V44L179 42L181 44V46H180V48L177 49V48H174L173 47V43H174V41L176 39V36H177L176 33L178 32L176 30V28H179ZM237 27H238V25H237ZM129 28L130 29L132 28L131 29V32H132L133 29L135 31V28H137V30H136L137 31V34L140 31H143V30L148 29V28L155 29V31H156L157 37L154 40H153V38H151L154 43L153 44L150 43V45L152 46L153 49L152 48L150 49L149 48V45H148V48L146 50L149 53V54H147L149 56L148 57L149 59L147 58V61L148 62L146 63V61H145L146 64L144 62H142L143 59H139L138 58L139 56L137 55V52H136L137 49L135 50L133 48V46L136 47V45H133L134 43H132L133 46H131V42H130V45H129L128 41L131 38L128 36L130 39L128 38V40H126L127 33L130 31ZM218 28H220V27L218 26ZM221 28H223V27H221ZM257 28H256V30H257ZM60 29H61L62 32L60 31ZM68 29L71 30L70 28H67V30ZM128 29H129V31H128ZM139 29H140V31H139ZM152 29H150V30L148 29L149 30V34H147V35H150V31ZM249 29H246V30H248L249 31V34H250V30ZM34 30H36L37 32H35ZM100 30H98V31H100ZM220 30H218V31H220V33H223V31L224 32H227L228 26H227V29L225 27V29H223V30L220 29ZM231 30H232V27H231ZM235 30H236V27H234L233 33L234 32L236 33ZM246 30H245V33H246ZM256 30H252V31L255 32ZM258 30L260 32H263L264 31L262 28H261V30H263V31H261L260 29H258ZM258 30H257V33H258ZM5 31H7V30H5ZM10 31H12V30H9V32ZM71 31H73V30H71ZM76 31L74 30L73 32H76ZM155 31L154 32H151V33H155ZM228 31L230 32V30H228ZM64 32H66V31H64ZM73 32H71V33H73ZM83 32H84V30H83ZM101 32H102V30H101ZM135 32H133V35L135 34L134 36H137ZM183 32H184V34H183ZM260 32H259V34H260ZM79 34L80 33H78V35ZM130 34H128V35H130ZM181 34H183V35H181ZM230 34L233 37L234 34L232 35V32L229 33L228 37H230ZM246 34H248V33H246ZM39 35L40 36H46V37H50L51 38V39L49 38L50 41L47 40L51 44L50 46H48L46 44V46L48 48H45V47H44L45 49H43V47H42V49L40 48V46H41L40 43L41 42H44L43 41L44 39L42 38L43 40H40L41 38L40 39L38 38ZM140 35H138L139 38H140ZM144 35H145V33H144ZM202 35H204V36L201 39ZM216 35L218 36V34H216ZM261 35H262V33H261ZM84 36H86V35H84ZM95 36H93V38H95ZM130 36L132 37V35H130ZM153 36H154V34L151 37H153ZM245 36H248V35H245ZM13 37H15L14 34H13ZM66 37H68V36H66ZM235 37L236 36L234 35V37H233L234 40H235ZM91 38H92V36H91ZM142 38H143V36H142ZM179 38H181V37H179ZM261 38L263 39V37H261ZM6 39H9V38L6 37V35H0V49L1 50L3 49V46L6 44V43H4ZM62 39H64V38H62ZM217 39L220 41V36H219V38L217 37ZM245 39L247 40V37H245ZM93 40H96V39H93ZM100 40H98V42ZM134 40H133V42H134ZM146 40L149 41V39H146ZM146 40H145V42H146ZM218 40H217V42L219 43ZM263 40H262V42H264ZM71 41H72V43H71ZM135 41H136V43H138L137 42L138 41V37H137V40H135ZM148 41H147V44H148ZM180 41H182V40H180ZM45 42H46V40H45ZM143 42L144 41H142V43ZM145 42H144V44H145ZM176 42H175V44H176ZM257 42L259 43L261 41L258 39ZM9 43H10V41H8L7 44L8 45H11V47H15L16 44H17V41L14 39V40H11V43L10 44ZM22 43H24V42H22ZM91 43H92V40H91ZM140 43H141V41H140ZM221 43H222V41H220V44ZM230 44H233V43H230ZM8 45H5L4 48H6ZM177 45H179V44H177ZM203 45L204 44H202V47H204ZM234 45L235 44H233V46ZM251 45H253V44H251ZM141 46H139V47H141ZM145 46H146V44H145ZM228 46H229V44H228ZM235 46H237V45H235ZM256 46L258 47L259 44L256 45ZM222 47H221V49H222ZM230 47H232V45H230ZM230 47L229 48L227 47V48L228 49H231ZM234 47H232V48H234ZM260 47L261 46H259L258 48L254 49V51L251 52V53H256L257 55L262 53V55H259V57L262 56V57H260L261 59L258 60L260 62L256 63L257 66L258 65L259 66L261 65L260 67H262V66H264V64H261V63H263L262 58L264 57V51H263L264 48L261 49ZM63 49H65V50H63ZM176 49L178 50V52H177ZM205 49H208V48H205ZM239 49L238 50L235 49V51L238 52V53H236L233 49H231L233 51V53L235 52V54L230 55V56L231 57L233 56V58H234L235 57L234 55L240 54L239 55L240 57L241 56L244 57L243 59L241 57L242 61L238 60L239 56H237L238 58H234L233 59V60L237 59V61H240L238 63H240V67L239 68L241 69V62L243 63V61H244L243 64H248V60L249 59H252L253 58V55H250V56L247 55V56H245V53H248L247 52L248 49L247 50H244V51H243V49H242V51L239 50ZM4 50H6V49H4ZM22 50L21 51H18L19 54H20V52H22ZM25 50H23V51H25ZM88 50L92 51V53H90V51H88ZM224 50L225 51H223V50L222 51L227 54L226 48ZM3 51H1V52H3ZM134 51H135L136 54L134 53ZM251 51H252V49H251ZM7 52L10 53L12 51H7ZM18 52L16 51L14 53V51H13L12 53H14V54H16L18 56V54H17ZM142 52L143 51L141 50V53L140 52L139 53L140 54H143ZM228 52H229V50H228ZM69 53H71V54L68 55ZM72 53H75L77 56H72ZM144 53H145V51H144ZM217 53L219 55H217ZM231 53L232 52L230 51L228 53V55L231 54ZM2 54H3V57H4L5 54L4 53H2ZM30 54H33V56H30ZM145 55H146V53H145ZM215 55H217V56H215ZM7 56H9L8 53L6 54V57ZM140 56H143V55H140ZM231 57H229V60L231 59ZM245 57H249V59L246 61L247 58L245 59ZM9 58H10V56H9ZM227 58H228V56H227ZM11 59H12L11 60V62H12L13 61V57ZM206 59H207V61L206 62H203ZM211 59L209 61H211ZM4 60H6V62H5L6 64L5 63H0V78H3L4 80L6 79V81H7L9 79V77H10V76H7V74L11 71L10 69L7 68V66L9 67L11 64L8 65L10 63V59L7 61V58L6 59L4 58ZM17 60H21V59L18 57ZM144 60H146V59H144ZM233 60L231 59V61H233ZM0 61L3 62L2 61L1 53H0ZM215 61L212 60V62L214 64H215ZM224 61H225V59H224ZM237 61L235 60V62H233V63H237ZM56 62H58V64L60 63V65L63 63V66H60L62 68V70H61V68L59 70V66L57 64L56 65L58 66V68H57L56 65H54V66H56V69L59 70V71H61V72L65 68V65H64L65 62H67V63H65V64H67L66 66H68V65L70 66L71 65L72 68L70 66V70L69 71L68 70L67 71L65 70V72H71L70 73L71 75L75 74V70L74 69L76 68V65L79 63L80 66H82V68L77 67L78 70L81 69V73L79 71V73L81 75L80 76V81H78L79 79L77 81H74L73 80L74 82L71 81V83H69L68 86L66 87L67 83H66V85H64L61 80H63L64 82H66L68 79L70 80L72 76L70 75V78H69V75L67 73L62 72L61 74H63V75L65 74V76L67 74L68 76L66 77V79H67L66 81H65V77H64V79H61L60 80L59 77H58L59 75L57 76V74H59V73L55 74V72H53L54 70L52 71V69H53L52 68V65L54 63H56ZM212 62L211 63L208 62V63L211 65ZM18 63H20V62H16L15 61V63H14V61H13L12 64H18ZM208 63H207V65L209 66ZM79 64H78V66H79ZM231 64H232V62H231ZM234 65L233 64L231 65V66H233V68L230 67V66H228V67H230L229 69H231L232 71H234V68H237L238 67V66H234ZM253 65H255V64H253ZM13 66L14 65L11 66L12 69H13ZM15 66H17V65H15ZM248 66H250V64H248ZM212 67H210V68L212 69ZM216 67L215 68L213 67L215 69V71L217 70ZM243 67H244V65H243ZM256 67L254 69H252V68L251 69L253 71L254 70L256 71ZM66 68H68V67H66ZM16 69L17 68H15L14 70H16ZM38 69H39V67H38ZM56 69H55V71H57ZM204 69L202 68V70H200L199 80L201 79L200 77H203L202 75L205 72L208 74V72L212 73L214 71V69H212V71L209 69V71L207 72V69H206V71L204 72ZM243 69H245V68H243ZM251 69L250 70H247L246 69L247 72H248V74L246 76V81L247 82L244 81L246 83H248V82L250 83V81H248L249 80L248 78H249V76L251 74V72H250V71H252ZM258 69H261V68H258ZM73 70H74V73H73ZM130 70L128 71L129 75H131L130 74ZM31 71H32V69H31ZM40 71H44V70H40ZM59 71H57V72H59ZM102 71L104 73H108L107 76H108V78L110 77L107 80V82H106V84L109 82L108 85H105V84L104 85H101V84H103L101 82L100 83H96L94 81L95 78L93 79V77H91V76L97 75L96 77L98 78V76H100V73ZM124 71L122 69V75L124 74L123 73ZM228 71H230V70H228ZM228 71H226V72L228 73ZM238 71L239 70H236L235 73L239 74ZM257 71H259V70H257ZM257 71H256V73H257ZM76 72H77V70H76ZM219 72H217V73L220 75ZM230 72L228 74H230ZM249 72H250V74H249ZM16 73H15V76H16ZM213 73H215V72H213ZM227 73H225V76H226ZM260 73H261V70H260ZM262 73H263V71H262ZM29 74H30V71H29ZM61 74H60V77H61ZM114 74L115 75L117 74V75L115 76ZM231 74H234V72H231ZM252 74H254V73H252ZM252 74H251V76L254 79L256 77H258V76L255 77ZM86 75H91L90 77H87V78H91V79L87 80L85 78ZM122 75H120V76H122ZM133 75H136L135 77H137V78H135L133 76L134 79H136V80L138 79V76H140V75H137V74H133ZM105 76H106V74H105ZM120 76H119V80L118 81L121 82V80L123 78L125 79V75H124V77L122 76L123 78L121 77L122 78L121 80H120ZM196 77H197V75H196ZM61 78H63V77H61ZM238 78H239V76H238ZM251 78H250V80H251ZM72 79H75V78H72ZM124 79H123V81H124ZM126 79H125V81H126ZM205 79L206 78H204L203 80H205ZM104 80H102V82ZM129 80H130V77H129ZM236 80H237V78H236ZM257 80L259 81V78H257L256 81L254 80L255 83L257 82ZM1 81H3V80H1ZM137 81H135V82H137ZM68 82H70V81H68ZM138 82H137V85H138ZM141 82H139V83L141 84ZM143 82H142V84H143ZM211 82H213V81L211 80ZM253 82H251L252 83V86L254 84ZM122 83L123 82H121V84ZM249 83H248V86L251 87ZM262 83H264V82H262ZM256 84H258V83H256ZM126 85L124 87L126 89H129V88L126 87ZM135 85L136 84H134V86ZM139 85H138V87H139ZM199 85H201V84H199ZM240 85H243V83H241ZM246 85H245V87H246ZM132 86H130V87H132ZM140 86H143V85H140ZM190 86L192 87V85H190ZM190 86L188 85V87H189L188 89H191ZM196 86H198L197 83H196ZM203 86H204V84H203ZM203 86L202 87L198 86V87H200V88H206L205 86L204 87ZM255 86L256 85H254V87ZM138 87H136V88H138ZM247 87H246V89L245 88L244 89L247 90L248 89ZM195 88H197V87H195ZM220 88L222 89L223 87H220ZM15 89H16V91H15ZM17 89L20 91V92H18L19 94H17ZM32 89L36 93H33ZM183 89H185L184 86H183ZM226 89H227L226 87L223 88V90H226ZM237 89H238V87L236 88V90ZM251 89H253V87H251ZM255 89H256V87H255ZM44 90L45 91H49L50 90V91L48 92V94H46V92ZM70 90H72L74 93L72 95H67L66 93L68 91H70ZM133 90H136V89L133 87ZM159 90H158V92L157 91H155V92L162 93ZM209 90L210 89H207V93H209L211 91V90L210 91ZM6 91H4V92L6 93ZM72 91H70V92H72ZM127 91H126V93H127ZM141 91H142V88H141ZM141 91H140V93H142ZM143 91L146 92V90H143ZM212 91L214 93V90H212ZM212 91L210 93H212ZM128 92H131V91H128ZM147 92L149 93V91H147ZM30 93H31V95H30ZM44 93H45L46 97L44 96L45 98L43 99L41 94L44 95ZM160 93L158 95H161ZM68 94H71V93L68 92ZM166 94H168V93H166ZM181 94H182V92H181ZM181 94L179 96L178 95L177 96L178 97H180V96L183 97L185 95L184 93L182 95ZM238 94H240V92ZM251 94H253V93H251ZM37 95H38V93H37ZM142 95H144V94H142ZM202 95H203V93H202ZM248 95H249V97H252V96H250V93ZM4 96H7V95H4ZM11 96H9V97H11ZM128 96H130V94H128ZM138 96H140V95H138ZM138 96L136 98H138ZM233 97H232V100L234 99ZM259 97H260V95H259ZM4 99H5V97H4ZM4 99H1V100H4ZM7 99H8V97H7ZM141 99H140V102L143 103V101H141ZM144 99L145 98H143V100ZM236 99H237V97H235V100ZM12 100H10V101H12ZM128 100H130V99L128 98ZM195 100H197V99H195ZM7 101H9V100H7ZM18 101L20 103H18ZM122 101L124 102V100H122ZM147 101H149V100H147ZM237 101H239V100L237 99ZM261 101H262V99H261ZM138 102H139V100H137V102H136L137 104H135V107L138 106L139 108H141L139 106V103ZM239 102H241V101H239ZM9 103H12V102H9ZM132 103H130V104H132ZM234 103H236V102H234ZM16 104H14V105H16ZM262 104H264L263 101L261 102V104L259 105V107ZM14 105H12V106H14ZM25 105L28 106V108ZM29 105H31V107ZM121 105H122V103H121ZM125 105H127V104L125 103ZM140 105H141V103H140ZM148 105H149V103H148ZM148 105H146V107H150ZM155 106H156V104H155ZM235 106H236V104H235ZM120 107H121V109H120ZM127 107L128 106H126L125 109ZM263 107L261 106V108H263ZM14 109H15V107H14ZM134 109H136V108H134ZM195 109H197V108H195ZM141 110L144 111V109H141ZM136 111H135V113H136ZM147 111L149 112V109ZM256 111L258 112V110H255V112ZM5 112H4V114H5ZM41 112H44V113H41ZM261 112H263V111H261ZM261 112H258L257 114H261ZM252 113H254V112L252 111ZM142 115H143V112H142ZM145 115H147V114L145 113ZM32 117H36L34 119L36 121L33 120V122H32V119H31ZM261 117H262V114H261ZM261 117H258V115H257V118L256 119L261 118ZM263 117H264V115H263ZM4 118L7 119V117H4ZM11 119H10V121H11ZM256 119L255 120H252L251 119L252 121L251 120L250 121L251 122H253V121L256 122ZM37 120H39V122H37ZM141 120L142 119H140V121ZM143 120L141 122H143ZM258 120H260V119H258ZM6 121H8V120H6ZM30 121L32 123H30ZM40 121L41 122L42 121H44V122L47 121L48 122V125L50 123H53V124H52L51 130H49V132L47 134L48 135L47 136V141L45 140L46 143H45V141L42 138V140L44 141L45 146L42 147L43 150L41 152V155H37L38 153L37 154H33L32 153L33 151L31 152L33 155H29L30 153L27 152V150L29 149L27 144H29L30 142H32V141L35 140L36 134L39 131V129H38V127H39L38 126V123H40ZM135 121H137V120H135ZM55 122H57V123L59 122L60 124H56ZM144 122H146V121H144ZM255 122H254V124H255ZM249 123L250 122H248V125L247 126L250 127L251 125H249ZM239 124H240V122H239ZM58 125L59 126L60 125H63L65 127L67 126L66 128H69V127H71V128H70L69 131H67L68 129L66 131H64L63 128L65 129V127L60 126L61 128L62 127L63 128H62V130L60 128H59L60 130H58L55 127V126H58ZM109 125H111V126H109ZM127 125H129V124H127ZM137 125H139L138 122H137ZM261 125H264V124L261 123ZM43 126H45V125L43 124ZM105 126H104V128H105ZM143 126H144V124L142 125V127ZM259 126H260V124H259ZM259 126H258V128H259ZM140 127H141V124H140ZM263 127L261 129H264ZM82 128L84 130H82ZM92 128H94V127H92ZM112 128H114V127H112ZM131 128H129V129H131ZM147 128H149V127L147 126ZM147 128H145V129H147ZM258 128L255 130L256 133L259 130ZM48 129H50V128H48ZM141 129H140V131H141ZM197 129H198V131L196 129L195 130L198 133H201V132H199L200 129L199 128H197ZM106 130L103 129V131H105V135L108 134V132L106 133ZM147 130H145V131H147ZM88 131H90V130H88ZM142 131L144 132V130H142ZM238 131H240V130H238ZM250 131L252 132V130H248V132H245V131L244 132L246 134L250 135L249 134ZM90 132H92V131H90ZM135 132H136V130H135ZM205 132H208V131L205 130ZM254 132L251 133V134L252 135L253 134H256ZM260 132H262V130H260ZM109 133H110V131H109ZM233 133H237V132H234L233 131ZM239 133H240V136H242L241 135V132H239ZM40 134H42V133H40ZM143 134H145V132L142 133L141 135H143ZM149 134L150 133H148V135ZM203 134L205 135L204 132H203ZM92 135H93V133H92ZM210 135H213V133L210 134ZM237 135H238V133H237ZM149 136H151V135H149ZM207 136H208V134H207ZM262 136L264 138V135L263 134H262ZM112 137L115 138L117 136H114V134H113ZM161 137H159V138L161 139ZM103 138H101V139H103ZM259 138H260V136H259ZM25 139H29V141L27 142V144H25ZM157 139H158V137H157ZM160 139H158V141H160ZM234 139H236V138H234ZM115 141L117 142V140H115ZM148 141H149V138H148ZM162 141L163 140H161V142ZM244 141L246 142V140H244ZM256 141H258V140L256 139ZM10 142H12V143H10ZM15 142H17V143H15ZM155 143H156V141H155ZM164 143L163 144L161 143L162 146L165 145ZM82 144L80 142V146L81 147L78 146L79 147V150L76 151L74 149L73 151L79 152L80 149H83V148L86 147V146H84ZM248 144H250V143H247V145ZM10 145H11V147H9ZM12 145L13 146L15 145V146L12 147ZM16 145H18V147ZM257 145L258 146L255 145L256 147L254 149L252 148V152H253V150L256 149L255 150L254 158H252L253 160H251L252 166L261 164L262 163V160L264 159V145H262V146H259V144H257ZM33 146H34V144H33ZM159 147H161V145ZM76 149H78V148H76ZM37 150L38 149L36 148V151ZM83 150H85V149H83ZM81 152H83V151H81ZM161 153H162V151H161ZM71 155H73V154H71ZM77 156H79V154ZM77 156H75V157L77 158ZM80 156H81V154H80ZM75 157H74V159H75ZM78 159H76V160L78 161ZM76 160H74V161L76 162ZM78 162H80V161H78ZM72 163H73V161H72ZM31 164L34 166V169L32 170L33 173L29 172V166H31ZM85 164H87V163H85ZM33 166L30 167V168L32 169ZM88 166H89V164H88ZM70 167L71 166H69L68 168H70ZM76 167L78 168V165ZM73 168H75L74 165H73ZM86 170L84 169V172ZM90 171H91V169H90ZM91 172H95V171H91ZM87 175H85V176H87ZM121 175H123V176L121 177ZM83 176L84 175H82V177ZM70 179H71V176H70ZM10 186H11V188H10ZM69 186L70 187L73 186V188L75 186L76 187H79V186L82 187L83 186V187H85V188H83L84 190L86 189V186L87 187L93 186L94 188L93 187L92 188L93 189H96L97 191L91 190L90 192L87 191V193H86L85 191L86 190H89V189H86L85 191H82V189H80L81 187H79V189L81 191L77 188L78 192H76V190H75L76 188H75L74 190H75L76 193H72L71 190L69 192H65L64 190H66ZM119 186L118 187L116 186V188H120ZM121 187H122V185H121ZM15 190H16V188H15ZM67 190H69V188ZM92 191H94V193H92ZM115 193H117V192H115ZM101 195H103V196H101ZM114 199H116V198H114ZM75 202H79L78 203V208H75L74 210L71 209L73 211V213H71V214H72V218H74V219L75 218L76 219L77 218H80L79 219L80 222L77 219L78 222H74L73 223V221H71V222L69 221V223L65 222L67 225L64 224V222H63V224L62 223H60V224L57 223V224H55L53 226L51 224V221L48 223V220H46V221L44 220V222H46V223H44V222H42V220H39L40 221V224H38L39 223L38 219L42 218L41 216H43V215H44L43 217H45V215L46 216H49V215L51 216L52 214H54L55 216H58V215L61 216L63 214L65 215V213L62 211L63 208H66L67 209L68 206L77 204ZM46 204H48V205H46ZM79 205H80V209H79ZM43 206L44 207H49V208L51 207L50 208V211L46 210V212H45ZM64 206H67V207H64ZM100 207H102V206H100ZM30 208H34V209H36V211H31ZM66 209L64 210L65 212H66ZM228 210L227 211L230 212V216H232V212H234V210H232L231 205H230V209H228ZM62 212H63V214H62ZM69 212H70V210H69ZM199 212H200V210H197V212L194 213V215L197 214V216H198ZM161 214L162 213L160 212V215ZM92 215H94V216H92ZM157 215H159V214H157ZM38 216H40V218ZM96 216H98V217L96 218ZM28 219H31V221H29V223H28ZM88 220H90V219H88ZM93 220H91V221H93ZM36 221H38V223ZM139 221H141V220H139ZM30 222L32 224H30ZM59 222H62V221H59ZM86 222L89 223V226H88V223L86 224ZM95 222H96V220H95ZM95 222H94L93 225H95ZM125 222H127V221H125ZM141 222L144 223L143 221H141ZM27 223L30 224V225H28ZM128 223L131 224L130 221ZM155 223H156V221H155ZM15 224H17V225H15ZM22 225H24L23 228L26 225L25 228H27V229H26V232L25 233H23L22 231L19 232L20 230L19 231L17 230L19 228H21V230H23L22 229ZM127 225H128V227H127ZM132 227H134V226H132ZM91 228H92V226H91ZM86 229H87V231H86ZM130 229H132V228L130 227ZM16 230L18 232H16ZM97 232H100L101 234H104V236L106 238L105 237H101L102 235L100 236L99 234H98V236H100V237H97L96 236L97 235ZM65 233H67L69 235V238H67V237L64 238L63 237V236H65ZM91 233H95L94 234V237L96 236L97 239H93L92 240V239H90V237L88 238V236H90ZM208 236H210V235H208ZM92 238H93V236H92ZM101 238H104V239L101 240ZM113 238L117 239L118 242H116V240H114ZM256 240H254V241H256ZM163 242H165V241H163ZM163 242L162 241L160 242V240L158 242V240H157V243L155 242L156 244L153 245L150 250H148L149 251V252H147L148 255H147V253L144 254V255H147V257H146L147 260L145 261V258H143L144 260L143 259H140V260L138 259L137 260V263L138 264H161V262L163 260H165L166 262H167L168 259L170 260V258H169V255L170 254L168 253L169 250H168V248H164L162 246V243ZM128 243H129V245H128ZM259 245H261L260 242H259ZM164 246H165V243H164ZM115 247H116V249L118 251H115L116 250ZM117 247L118 248L120 247V248L118 249ZM100 251L105 252V253L104 254L102 253V255H101V252ZM71 254H73V256H71ZM69 256H71V257L68 258ZM124 262H122V263L124 264Z\"/></svg>","mask_w":264,"mask_h":264},{"label":"crops","instance_id":"obj_3","mask_svg":"<svg viewBox=\"0 0 264 264\" xmlns=\"http://www.w3.org/2000/svg\"><path fill=\"white\" fill-rule=\"evenodd\" d=\"M169 261H170V260H167V262H166L165 260H163V261L161 262V264H169ZM125 262H128V260L126 259ZM124 264H126V263H124ZM127 264H128V263H127Z\"/></svg>","mask_w":264,"mask_h":264}]
</instances>
